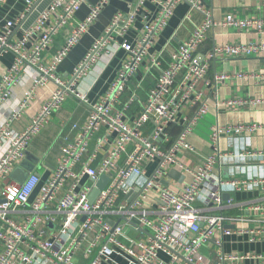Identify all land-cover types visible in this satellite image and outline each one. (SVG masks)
<instances>
[{"label": "built area", "instance_id": "built-area-1", "mask_svg": "<svg viewBox=\"0 0 264 264\" xmlns=\"http://www.w3.org/2000/svg\"><path fill=\"white\" fill-rule=\"evenodd\" d=\"M109 1L101 0L91 9L88 17L71 31L50 65L42 62L43 52L87 0H23V8L0 24V55H15L0 82V103L9 99L27 67L38 72L33 86L50 79L57 84L23 130L14 129L12 122L19 119L29 103L31 87L0 124V264H244L247 258L264 264V254H228L223 250L227 224L249 218L225 214V208L234 201L222 196L230 191L262 192L261 201L252 202L247 210L257 212L250 220L260 224V228L250 230L252 239L264 241V150L252 148L249 140L258 131H264V125L212 127L210 154L195 165L179 158L184 151L197 152L189 136L208 109L198 83L210 84L209 58L264 55V43L222 44L215 45L207 55L199 52L208 31L216 24L210 12L194 0H185L193 9L203 11L205 19L195 25L190 37L172 55L169 66L161 69L139 116L129 125L116 104L147 49L182 0L133 1L129 10L113 17L105 34L73 72L71 81L61 80L54 74L57 64ZM147 2L160 6L157 17L145 20L135 44H120L129 57L104 98L90 106L85 122L73 124L78 137L62 136L61 154L50 176L42 181V175L33 169L23 182L13 179L12 172L26 160L31 137L41 132L64 99L75 93V81L112 39L111 35L125 34ZM5 3L6 0H0V9ZM223 24L264 27V21L235 18L231 14ZM160 65L159 56H155L153 66ZM77 95L88 102L87 96ZM189 101L199 105L198 112L183 125L177 138L163 147L160 141L170 140L168 126L179 124V113ZM148 123L146 134L141 128ZM103 126L106 132L97 140L94 152H90V142ZM224 137L230 147L226 150L221 145ZM110 141L102 166L94 167L97 151ZM156 161L149 172L150 164ZM224 168L229 170L226 180L222 178ZM171 170L183 174V181L172 178ZM103 176H108L109 181L91 200V192ZM212 242L218 250L205 252L204 248Z\"/></svg>", "mask_w": 264, "mask_h": 264}, {"label": "crops", "instance_id": "crops-1", "mask_svg": "<svg viewBox=\"0 0 264 264\" xmlns=\"http://www.w3.org/2000/svg\"><path fill=\"white\" fill-rule=\"evenodd\" d=\"M101 0H87L77 12L69 24L61 29L54 37L48 48L42 54V62L50 65L54 55L65 45L71 31L91 12V9ZM135 0H110L102 9L97 18L88 26L87 32L73 46L66 57L57 64L54 74L61 80L70 82L73 72L81 65L92 49L94 43L100 39L109 28L113 17L119 12L129 10V4ZM203 10L211 13L215 26L210 28L206 39L199 47V52L209 54L215 45L239 44V43H264L263 28H238L224 25L227 15L235 18L254 19L264 21V0H194ZM23 8V0H6L0 9V24L13 18ZM160 6L147 2L139 9L137 18L132 27L123 35L114 32L112 39L99 50L94 61L85 68L83 75L78 78L73 86L75 93L69 94L58 110L50 117L49 122L41 132L31 137L25 161L34 163V169L42 175V181L50 176L52 169L57 165L61 154L62 136L69 139L78 137L77 130L73 129L74 123H83L88 117L90 106L100 102L111 89L119 70L129 57V54L120 47L123 41L135 44L144 29L145 20H155ZM190 15V19L187 16ZM203 11L193 9L191 3L180 1L173 14L147 49L143 60L135 74L130 77L126 89L123 92L116 109L122 111L123 119L133 125L139 116L143 105L148 99L149 89L156 84L160 72L169 66L172 55L177 52L183 41L190 37L195 25L204 21ZM18 35L22 31L18 29ZM159 56L161 65L153 66V58ZM15 55L12 52H4L0 55V82L7 70L12 66ZM209 71L207 79L198 83V89L204 93L203 100L208 103V109L201 115L194 125L189 141L196 147L197 152L184 151L179 158L188 165H195L200 159L212 152L211 135L212 127L237 126L241 124L258 123L264 125V55L216 57L209 58ZM162 69V70H161ZM23 71V69H22ZM38 72L34 67H27L22 72L21 80L12 88L9 99L0 103V124L5 122L18 102L22 101L24 94L33 89L29 103L22 110L18 120L12 122L16 130H23L31 119L37 115L41 106L57 88L54 80H48L45 84L33 86L32 81ZM216 76L223 79L216 81ZM77 94L85 95L88 102L80 100ZM199 105L187 102L179 113V124H171L167 131L170 136L168 141H160L163 147H168L177 138L183 129V125L198 112ZM150 124L144 125L143 133L149 134ZM106 126L96 132L90 142V152H94L96 142L106 132ZM68 139V140H69ZM252 148L264 150V131H258L251 137ZM111 141L99 149L96 153L93 166L100 168L103 159L107 157ZM113 145V144H112ZM222 148L229 149L226 137L222 140ZM85 159V158H84ZM24 161V162H25ZM153 162L149 166L151 172ZM172 166L169 164L168 168ZM229 170L224 168L222 178H229ZM223 199L232 198L233 205L225 208L224 213L233 216H244L247 220H237L228 223L224 235L223 250L228 254L255 255L264 254V241L253 240L250 230L260 228V224L250 220L256 217L257 212L247 210L252 202L261 201L262 192L259 190L230 191L223 193ZM263 226V224H261ZM217 251V246L212 242L204 248L205 252ZM244 264H259L258 261L247 258Z\"/></svg>", "mask_w": 264, "mask_h": 264}, {"label": "water", "instance_id": "water-1", "mask_svg": "<svg viewBox=\"0 0 264 264\" xmlns=\"http://www.w3.org/2000/svg\"><path fill=\"white\" fill-rule=\"evenodd\" d=\"M34 163L31 161H25L21 164V166L17 167L13 172H12V178L15 179L18 182H23L28 174L30 173V171H32L34 169ZM37 174H39V172H36ZM169 175L174 178V179H178V181H183L184 179V175L180 174L178 171L176 170H171L169 172ZM109 181V177L108 176H103L96 184V186L93 188L90 198L91 200H94L95 197L98 195L99 191L101 189H103L105 187V185L107 184V182ZM165 184H168L167 182H164Z\"/></svg>", "mask_w": 264, "mask_h": 264}]
</instances>
